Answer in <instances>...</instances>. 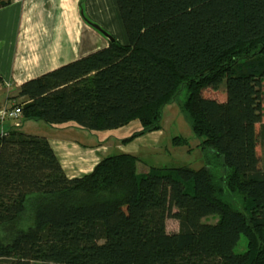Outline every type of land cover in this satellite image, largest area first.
I'll list each match as a JSON object with an SVG mask.
<instances>
[{"label": "trees", "instance_id": "1", "mask_svg": "<svg viewBox=\"0 0 264 264\" xmlns=\"http://www.w3.org/2000/svg\"><path fill=\"white\" fill-rule=\"evenodd\" d=\"M116 1L129 42L25 81L21 115L98 131L138 120L129 142L185 89L204 163L139 173L120 152L69 177L46 136L0 133V264H264V0ZM222 75L226 100L202 96Z\"/></svg>", "mask_w": 264, "mask_h": 264}, {"label": "crops", "instance_id": "2", "mask_svg": "<svg viewBox=\"0 0 264 264\" xmlns=\"http://www.w3.org/2000/svg\"><path fill=\"white\" fill-rule=\"evenodd\" d=\"M95 25L114 39L124 44L129 42L116 0H10L0 7V76L3 79L0 112L19 106L17 104L24 100L18 94L25 81L107 46L110 39ZM224 94L215 99L225 101L227 96ZM1 120L0 113V123ZM32 120L42 119H26L21 114L5 118L0 133L25 131L24 127ZM263 123L256 124L257 165L260 168L264 162ZM57 126L65 125H54L53 130L45 129L44 134L35 130L27 133L49 139L69 177L90 173L102 159L103 148L111 141L91 145L77 143V140L65 138L67 128ZM162 129L163 124L161 129L147 131L133 140L147 135L150 136L149 145H156L160 142ZM174 139L175 146L183 145L175 143Z\"/></svg>", "mask_w": 264, "mask_h": 264}, {"label": "rangeland", "instance_id": "3", "mask_svg": "<svg viewBox=\"0 0 264 264\" xmlns=\"http://www.w3.org/2000/svg\"><path fill=\"white\" fill-rule=\"evenodd\" d=\"M104 34V33H103ZM226 75H222L214 81L210 82L206 87L202 89L201 95L204 97L215 98L221 95L227 96L226 90ZM186 97V91L183 89L178 97L171 104L167 105L163 111L161 123L163 124L162 136L160 142L156 145H149L150 136L140 137L138 140H133L129 143H124L123 140L127 136L131 135L138 129H140V122L134 120L126 126H122L112 130H91L78 125L75 122H68L65 126H57L59 128H67V134L65 138L71 140H77V143L82 144H99L110 142L103 148L104 152L101 157H105L111 154L120 152H127L136 155L139 160L137 163V170L139 173H145L153 166H181L189 165L193 168H199L204 163L203 149L200 144V139L196 137L190 123L186 120L181 107ZM263 121H264V82H263ZM217 99V98H216ZM218 100V99H217ZM220 101V100H218ZM178 108V110H177ZM4 121V120H3ZM1 120L0 127L4 123ZM22 121V120H19ZM17 122V121H16ZM27 123V122H26ZM54 126L47 123L44 120H33L28 122L24 127L26 132H39L44 134V130H53ZM56 127V126H55ZM4 128L8 127L4 125ZM35 130V131H31ZM184 137L187 141L185 144L175 146L173 144V138ZM117 143H116V141ZM130 144V145H129ZM203 157V158H202ZM201 164V165H200ZM28 216V215H27ZM209 221L214 222L215 218L210 217ZM29 221V217L27 222ZM168 230L176 232L180 230V222L176 218H169L167 220ZM246 249V240L241 238L237 250L242 252Z\"/></svg>", "mask_w": 264, "mask_h": 264}, {"label": "built area", "instance_id": "4", "mask_svg": "<svg viewBox=\"0 0 264 264\" xmlns=\"http://www.w3.org/2000/svg\"><path fill=\"white\" fill-rule=\"evenodd\" d=\"M19 114H21L20 106L14 108H6L1 112V119L4 120L5 118L16 117Z\"/></svg>", "mask_w": 264, "mask_h": 264}, {"label": "water", "instance_id": "5", "mask_svg": "<svg viewBox=\"0 0 264 264\" xmlns=\"http://www.w3.org/2000/svg\"><path fill=\"white\" fill-rule=\"evenodd\" d=\"M104 35H106L110 40H113L114 38L106 31H104L101 27L95 25ZM1 113V112H0Z\"/></svg>", "mask_w": 264, "mask_h": 264}]
</instances>
